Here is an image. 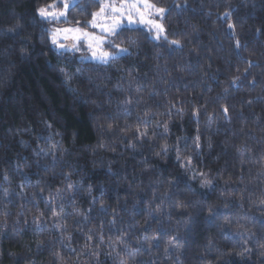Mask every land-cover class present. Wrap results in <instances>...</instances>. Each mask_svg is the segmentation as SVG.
Instances as JSON below:
<instances>
[{
    "label": "trees",
    "instance_id": "trees-1",
    "mask_svg": "<svg viewBox=\"0 0 264 264\" xmlns=\"http://www.w3.org/2000/svg\"><path fill=\"white\" fill-rule=\"evenodd\" d=\"M56 1L0 0V264H264V0H149L167 39L105 64L50 40L99 0Z\"/></svg>",
    "mask_w": 264,
    "mask_h": 264
},
{
    "label": "snow or ice",
    "instance_id": "snow-or-ice-1",
    "mask_svg": "<svg viewBox=\"0 0 264 264\" xmlns=\"http://www.w3.org/2000/svg\"><path fill=\"white\" fill-rule=\"evenodd\" d=\"M143 6V11L140 6ZM70 5L68 3L64 4V8H68ZM54 7V5H49L47 7H41L38 9L39 15L43 19H48L49 17L56 18L57 16H64L65 13L63 11L59 13L50 12L48 9ZM151 10V11H150ZM145 11L148 12L149 15L155 14L158 17H163L167 12L165 7H158L156 4L149 3V0H138V2H130V0H120V3L117 4L115 0H99L98 10L91 12V19H89L86 23L91 28H99L102 35H96L95 33L83 30L79 27L74 29H57L55 32L51 34V41L53 44H57V35L60 32L64 33H72V38L76 43L72 45L73 48L79 50L77 44L83 40L89 50L92 51V57L95 60H99L100 62L107 63L111 59L115 58L118 53L128 52L129 49L125 47H121L120 44H117L108 38L114 35H117L118 29L123 24L125 18H127L128 23H147L152 26V29L155 32L154 38L159 40L161 36H164V39H167L165 35V28L161 23H157L154 20L145 18ZM228 13H225L227 16ZM134 16H139V21L134 20ZM230 28H234V25H229ZM67 38V36H65ZM174 45H179L180 42L178 40H173L170 42ZM109 45L111 48H115L117 51L112 52L110 50H105V45ZM63 47V45H60ZM236 47H240V43L236 41ZM250 103V102H249ZM182 111V110H179ZM223 112L225 115L228 114V108L224 107ZM198 115V110L193 112V116ZM165 129H167L168 125H164ZM131 130V129H129ZM136 136L135 139H141L148 135L147 131H141L139 127L135 129ZM127 134V132H125ZM199 136L196 137L195 147L200 148ZM134 147V145H132ZM163 152H166L167 149H162ZM159 155V154H158ZM179 158V157H178ZM185 160L190 163L191 157H185ZM202 185H206L208 183L207 179L201 181ZM69 187H72L69 185ZM80 214V213H78ZM211 214V210H210ZM70 239V237H69ZM91 239V237H89ZM264 254V253H262ZM121 264H125L124 261H121Z\"/></svg>",
    "mask_w": 264,
    "mask_h": 264
},
{
    "label": "rangeland",
    "instance_id": "rangeland-1",
    "mask_svg": "<svg viewBox=\"0 0 264 264\" xmlns=\"http://www.w3.org/2000/svg\"><path fill=\"white\" fill-rule=\"evenodd\" d=\"M80 1L82 0H61V1H56L55 3L51 4V5H54V7H51L49 8L48 10L50 12H53V13H59L61 11H63L65 13L64 16H57L56 18H52V17H49L48 19H44V20H47V21H60V20H64L66 19L67 17V14H68V11L76 6ZM130 2H138V0H130ZM65 3H68L70 6L68 8H64V4ZM117 4H119L118 2H116ZM150 3V2H149ZM141 10L143 11V6L141 5ZM151 11V10H150ZM38 15H39V12H38ZM145 15V18L146 20L147 19H151V20H154L156 21L157 23H161L163 25V17H158L156 16L155 14L153 15H149L147 11H145L144 13ZM40 16V15H39ZM41 17V16H40ZM43 19V18H42ZM134 20L136 21H139V16H134ZM124 27H131V28H143V29H146L148 30L151 34H152V37L154 38L155 36V32L154 30L152 29V26L147 24V23H139V22H136V23H132V24H129L128 23V20L127 18L124 19L123 21V24L121 25V27L118 29V32L123 29ZM74 29V28H77V27H60V28H55L54 30H52L50 32V40H51V34L53 32H55L57 29ZM91 28V27H90ZM92 31H89V32H92V33H95L96 35H102V33L100 32V29L99 28H91ZM84 30V29H83ZM87 31V30H86ZM72 33H64V32H60L58 35H57V44H53L52 41V46L59 52H78V53H82V55L80 56V59H82L83 61L85 62H92V63H101V64H105L103 62H100L99 60H95L93 59L92 57V51L89 50V48L87 47V44L81 40L78 44H77V47L79 48V50H76V48H73L72 45L74 43H76V41L73 40L72 38ZM165 35H166V31H165ZM65 36H67V38H65ZM112 38L113 36L109 37L108 39L112 41ZM154 40L156 41H161V40H166L164 39V36L162 35L161 38L159 40L155 39ZM60 45H63V47H60ZM173 46H178V45H174L172 44ZM109 45H105V50H110L109 49ZM112 51V50H110ZM117 50L115 51H112V52H116ZM127 54V52H124V53H118L115 57H119V56H123ZM112 60V59H111ZM109 62V61H108Z\"/></svg>",
    "mask_w": 264,
    "mask_h": 264
}]
</instances>
